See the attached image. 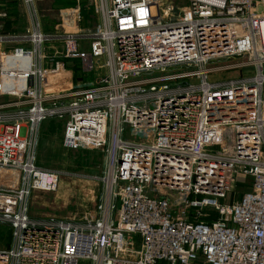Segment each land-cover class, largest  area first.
I'll use <instances>...</instances> for the list:
<instances>
[{"label":"built area","instance_id":"obj_1","mask_svg":"<svg viewBox=\"0 0 264 264\" xmlns=\"http://www.w3.org/2000/svg\"><path fill=\"white\" fill-rule=\"evenodd\" d=\"M21 2L30 27L0 35L19 43L0 49V264H264V0H97V26L54 34ZM54 118L65 149L107 160L81 221L28 214L33 192L58 188L36 165Z\"/></svg>","mask_w":264,"mask_h":264},{"label":"rangeland","instance_id":"obj_2","mask_svg":"<svg viewBox=\"0 0 264 264\" xmlns=\"http://www.w3.org/2000/svg\"><path fill=\"white\" fill-rule=\"evenodd\" d=\"M81 1V0H80ZM75 3V0H36L37 10L39 12L42 31L45 33L54 32V28L61 23L62 18L58 11L55 10L57 3ZM166 6L172 4L174 8H182L187 6V0H162ZM86 4V2L84 3ZM87 13L92 14L88 19L84 20L83 28H93L99 22L98 2L97 0H89L85 5ZM75 18V16L73 17ZM82 28V29H83ZM63 28H59L61 31ZM71 31V30H69ZM73 31V30H72ZM235 60L219 61L210 66H221L233 63ZM79 66V60L74 61ZM180 70L185 71L181 68ZM251 68L241 71H224L211 76V81L223 82L229 79L243 78L250 76ZM80 76V75H79ZM90 79L92 77L90 75ZM6 98H0V103L6 101ZM63 124L57 119H48L40 125L38 129V143L36 147L37 163L49 170L58 173V188L53 193L37 192L40 198L36 197L28 203L29 213L32 216H39L40 212L55 211L58 216L66 217V219H75L81 221L86 213H91L95 205L102 202L104 193V185L101 182L105 168L106 157L102 153L90 152L83 150H67L62 146ZM43 134V135H42ZM40 136V138H39ZM43 138V141L41 137ZM249 187V186H248ZM248 187L244 185H236L233 193H228L226 198L220 200L222 204H229L231 200H238L248 191ZM58 195L60 198L57 200ZM32 199V198H31ZM57 200V201H55ZM44 206V208L42 207ZM207 219L217 218V216L209 210H203L202 213ZM204 219V218H202ZM11 244L10 228L0 225V248L9 247ZM82 264H90L88 261Z\"/></svg>","mask_w":264,"mask_h":264},{"label":"crops","instance_id":"obj_3","mask_svg":"<svg viewBox=\"0 0 264 264\" xmlns=\"http://www.w3.org/2000/svg\"><path fill=\"white\" fill-rule=\"evenodd\" d=\"M88 1L89 0H81V1L75 0V3H71V4L64 3V2L57 3L55 10L58 11L60 18H62V21L60 24H58L56 28H54L53 30L54 32L52 33L47 32V33L48 34H54V33H60V32L73 33L75 32V30L77 31L78 29H82L83 27L81 26L85 24L84 20L88 19V16L92 17V14L90 12L88 14L87 10L85 9L86 7L85 5L88 4ZM85 2L86 4H84ZM1 14H5V17L0 16V35H19V34L24 33L25 30H27L30 27V18L21 0H0V15ZM74 16L75 18H73ZM77 16L79 18L78 22H76ZM72 20L74 21L73 25L76 24V27H73L70 25V21ZM67 26L70 27L73 31L72 30L67 31ZM59 28L60 29L63 28V29L59 31ZM83 29H86V28H83ZM18 44H19L18 42H14V43H10L7 45H2L0 49L8 53L9 51H11V49L14 46ZM74 61L75 60H64V63L66 65L70 64L74 66L73 69L75 70L76 79L78 80L81 78L80 65L77 66V64ZM82 79H85V78L83 77ZM0 98H6L7 100H11L8 97H0ZM43 138L44 137L42 136L41 137L42 141H43ZM36 165L41 168H44L39 164V162L37 163V161H36ZM37 195H38L37 192H33L29 199V203L31 200H35L36 197L40 198V196H37ZM59 198L60 196L58 195L57 200ZM42 207L44 208V206ZM40 213L42 214H40L38 217L32 216L30 215L29 210H28L29 216L33 219L46 220L47 218L55 217L58 220H66V217L64 218L61 217L62 216L61 213H60V216H58L55 211H48V212L46 211L44 212V214L43 212H40Z\"/></svg>","mask_w":264,"mask_h":264},{"label":"bare ground","instance_id":"obj_4","mask_svg":"<svg viewBox=\"0 0 264 264\" xmlns=\"http://www.w3.org/2000/svg\"><path fill=\"white\" fill-rule=\"evenodd\" d=\"M67 25V24H66ZM72 30L70 27L67 26V31Z\"/></svg>","mask_w":264,"mask_h":264}]
</instances>
